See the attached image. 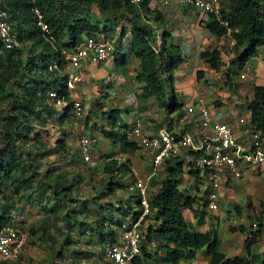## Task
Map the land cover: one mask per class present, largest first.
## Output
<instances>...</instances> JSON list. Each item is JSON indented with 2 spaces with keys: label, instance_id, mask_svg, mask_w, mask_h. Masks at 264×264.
I'll return each instance as SVG.
<instances>
[{
  "label": "trees",
  "instance_id": "16d2710c",
  "mask_svg": "<svg viewBox=\"0 0 264 264\" xmlns=\"http://www.w3.org/2000/svg\"><path fill=\"white\" fill-rule=\"evenodd\" d=\"M2 2L8 11L12 24L11 31L18 46L6 50L0 45V100L6 98L0 112V227L7 221L9 211L15 208L14 203L7 202L11 201V197L21 196L26 201L22 203L28 202L31 205L52 201L55 204L51 205L48 213L55 216L52 220L58 218L64 222L68 231L67 239L70 230H76L81 234L87 232L95 235L99 244L103 246L105 242L112 240L113 230L110 226H115L121 220L137 214L139 196L134 190V194L128 195L127 201L118 200V207L114 209L117 214L113 218L110 214L113 210L111 203L105 204L104 207L99 205V209L108 215L109 222L103 216L88 223L77 221L75 220L77 214L82 211L75 210L74 205H68L70 201L68 195L79 183L77 176L69 178L66 171L58 168H48L41 174L42 161L46 157L61 154L63 160L68 161V165L74 160L66 150V134H63V138L56 139L50 146L39 138L38 133H33L36 127L44 126L50 119L55 118L64 126L68 121H74L68 92L63 86L62 78L49 71L48 67L56 61L58 68H62L60 48H70L86 36L105 32L102 28L114 19L113 14L118 10L123 11L121 16H126L130 23L127 47L137 61L134 80L141 83L143 90L151 94L163 110L170 114L183 105L174 95L171 85L172 73L183 61L182 51L176 43L171 42L172 36L169 32L163 30L160 34L156 33L153 25H161L162 16L156 9H149L147 0H141L138 4H131L126 0H2ZM225 2V6L220 10V20L224 21L226 26L220 25L208 15L204 29L215 38L223 36L226 28L230 30L235 41L234 56L225 73V77L230 79V74L242 71L256 49L264 45V0ZM92 6L97 9L98 18L103 24L100 31L97 29V22L91 19ZM34 10L41 16L47 33L37 25L38 17ZM48 35L52 36L53 42L46 40ZM103 38L108 39L106 36ZM120 45L118 43L117 47ZM156 45L158 50L155 52L152 47ZM114 53L118 55L115 58L116 63L124 65V55L116 50ZM197 57L208 69L214 71L222 65L217 49L202 50L197 53ZM199 76L201 72L197 71L195 77ZM50 90L63 96L66 105L58 109L49 104L45 98ZM246 108L249 110L250 124L264 134V86L252 87L251 100ZM109 117L112 119L111 126L115 127V117L113 115ZM121 127L124 129L127 125L123 124ZM119 130L120 132L111 129L102 133L111 145L116 144L121 151L136 150L138 147L127 139L121 129ZM177 159L165 160L161 167L164 177L148 197L152 224L142 230L140 254L131 264H189L198 250H203V253L208 255L207 264H255L251 247L261 233H264V224L258 222L257 229L246 235L242 255L226 257L219 252L216 249V228L210 227L201 232L194 229L185 219L183 211L187 210L191 213L195 227L199 228L204 224L207 192L202 191L191 196L187 194L188 190L180 189V176L183 170L194 178L197 175L196 170L192 169L193 162ZM101 166L105 178L111 181L106 184L108 193H113L115 189L127 188L128 185H125L123 179L127 174L133 177L128 159L121 162L110 159L104 161ZM55 170L57 172L54 173ZM152 177L147 181L150 185L153 182ZM33 189L34 191H31ZM43 204L40 208L44 210ZM62 209L68 212L64 211L60 215ZM83 209L86 212L85 208ZM71 219L75 222L71 223ZM44 221L46 220H42ZM40 227L45 233L46 227ZM27 229L30 236L33 230L28 226ZM241 229L242 226L237 227V230ZM149 241H155L157 244L153 251L145 249ZM62 249L60 246L54 251L53 260L62 257ZM67 254L73 258L78 256L86 259L89 256L88 252L76 250Z\"/></svg>",
  "mask_w": 264,
  "mask_h": 264
},
{
  "label": "rangeland",
  "instance_id": "374dc122",
  "mask_svg": "<svg viewBox=\"0 0 264 264\" xmlns=\"http://www.w3.org/2000/svg\"><path fill=\"white\" fill-rule=\"evenodd\" d=\"M220 1L222 6H225V0ZM91 9L93 10L91 11L93 14L94 12H97L95 6H92ZM163 12L164 11L161 10L159 13L162 16V20L168 24V27L163 29L161 28V25H153L156 33L160 34L163 30L169 33L174 32V36L170 38L171 42L179 44V48L186 44L187 47L193 50V54H188L186 52L184 57L182 54V58L187 63V66L184 67V65H181V70H185V68L188 70L190 68H194L196 72H201V76H199V78L195 77V79H193L194 81L192 82V85L188 86L187 89H181V85L183 86L184 84H181L182 82L179 81L177 76L175 77V75H173L172 88L174 95L181 103L184 104V97L183 95L179 94L180 92H177V86L178 88L180 87V91L186 94L188 98L189 96L193 95V92L196 94L198 92V94H200L206 101L207 107L211 110L213 109L217 116L223 111L226 112V109H218L219 107L216 106L219 105L220 101L222 102L225 100L228 94H233L234 89H237L235 83L240 82V79L238 80V76L242 71L238 73L236 72L235 74H230V79H227L225 77V73L228 69H224L221 66L216 71L208 69L206 64L197 57L196 52L214 48H218L220 51L228 53L227 50H225L224 45H217L216 43L213 44V41H218V38H215L204 29V24L207 19L205 14L200 13L193 7L181 5L179 7L175 6L168 8L166 12ZM101 26H103V24H101ZM110 39L114 44L117 41L116 37ZM187 41L188 43H186ZM127 44L128 42L123 41L119 47L120 51L122 52H120V54L124 55L125 60L124 73L119 72L114 68V76L111 75L110 71L113 66V57L109 56L107 60L103 62V64L91 65L93 71H85L87 80H85L82 85L78 86L74 91H72V97H81V100L84 104L83 114L78 120L68 121L66 126H64L54 118L47 120L44 126L39 125L33 131V133H38L39 138L46 141V143L50 146L54 144L56 139L63 138V134H66V150L72 159H74L73 162L68 165V161L65 159L63 160L61 154L49 156L42 161L43 166L40 172L43 174V172L48 168H58L60 170L66 171L69 178H74L77 176V179L79 180V183L76 185L77 188L73 189L68 195L70 198L68 205H74L75 210L82 211V213H76L78 216L75 220L77 221L88 223L90 221L99 220L100 217L103 216L106 217V220L109 222L108 215L104 210V212H102V210L99 209V205L104 207L105 204L111 203L113 210L110 214L113 218V216L117 214V212L114 211V209L118 207L117 201L119 200L125 202L127 201L129 194H134L133 188L130 187L131 182L129 179H123L125 185H128L127 188L121 190L115 189L113 193H108L106 184L111 181L102 175L101 163L98 165L95 164V162L97 163L98 158H93V151L90 155V160H92L95 165H91L82 160L78 151L79 138L81 136L96 135L95 137L98 142L95 148H100L103 138L99 135V129L108 128V123L105 121L106 116H103V112H106L105 110L107 108L115 109L117 111L119 121L122 124H126L127 126L137 119L145 129H149L151 126L158 128L166 124L169 119V114L163 110L156 99H154L151 94L143 90L141 83L134 80V71L136 70L137 61L130 54ZM157 46L158 45L153 47V49L156 51L158 50ZM109 62L111 63L108 64ZM104 64L107 65L103 66ZM221 64L222 66L224 65V63ZM122 65L123 64L117 65L118 69L122 68ZM99 67L101 68L99 69ZM96 70H103L105 73H110L111 79L107 80L108 76L104 78L100 77L101 79H96V77L93 76ZM239 89H248L246 87L245 81L238 85L237 90ZM168 90L169 89L167 88L166 94L169 93ZM243 99L245 102L244 105H241V110H244L248 103L246 96H244ZM5 100L6 98L0 100V112L3 110L4 103L6 102ZM227 105H229V101L227 104L222 105V107H226ZM88 114L89 119L91 120L89 122H92V125L94 124V128L88 132H84V117ZM138 149L139 148L136 150H141ZM143 155L141 154L140 157ZM99 158L103 159L102 156H99ZM180 159L181 158L178 157L177 160ZM155 171L156 172L151 178V180H153L151 185L148 184L146 180L147 173L152 172L151 168L146 169V175L144 179L138 178V180L146 183L148 195L154 192L156 187L159 186L161 179L164 177V172L162 171L161 167H158ZM55 172L57 171L55 170L54 173ZM237 182L238 184H236L234 187H231V191L234 192V195L236 196L235 200L232 201L233 206H231L229 209L223 205L219 206L218 203V209L215 212L218 211V214L220 215V226L225 224V219H227L228 211L230 210L235 213L234 224H243L248 231L249 228L251 230L252 223L255 225H257V223L260 221H263L264 223V171L259 175H255L252 172L247 173ZM194 183L191 177L189 178L187 174H184L179 187L181 190H188L189 193L187 194L192 196L193 193L198 192H193ZM258 185H260L259 188L257 187ZM31 191H34V189ZM245 194L249 195L244 197ZM10 200L11 201L7 202L14 203V207L23 214L26 225L28 228H32L31 230H33V232H30L31 234L22 250L19 260L8 264H49V262L53 261L55 264H104L103 256L101 254L102 245L99 244L95 235L85 234L84 232L81 234L76 230H70L69 239H67L68 231L64 226V222H61L58 218L52 220V218L55 216H53L51 213H48V209L51 208V205L55 203L52 201H46L44 204L41 202L37 205H31L30 203L28 204V202L22 203L26 201L21 196H19V198L17 196L11 197ZM42 204L44 210L40 208ZM83 208H85L86 212H84ZM65 210L66 209H62V211L59 212L60 215H62ZM183 214L185 219H187L190 217L191 213L186 210L183 211ZM42 220L46 221L42 222ZM232 221L228 220V225H230ZM70 222L73 223L75 221L71 219ZM145 224L141 230L145 228ZM40 226L46 227L45 233L40 229ZM237 227L238 226L232 228L234 230ZM232 228L230 229V226H227L226 229L225 226L222 229V232L226 238H232L231 235H233V232L230 231ZM233 238L236 239L234 235ZM60 246L63 248V255L62 257L60 256V259L53 260V253L54 251H57ZM72 250H76L78 252H88L89 256L86 259L82 257L79 258L78 256H76L77 258H73L71 255L67 254V252Z\"/></svg>",
  "mask_w": 264,
  "mask_h": 264
},
{
  "label": "built area",
  "instance_id": "2783aa9c",
  "mask_svg": "<svg viewBox=\"0 0 264 264\" xmlns=\"http://www.w3.org/2000/svg\"><path fill=\"white\" fill-rule=\"evenodd\" d=\"M131 4H138L141 0H126ZM165 4H183L192 6L202 13L218 19L220 5L218 0H165ZM38 17L37 25L47 33L46 25L41 22V16L34 10ZM224 24V23H222ZM11 22L7 9L0 0V45L10 50L18 46L16 37L11 31ZM225 25V24H224ZM224 47L228 56H234V40L227 30L222 36ZM48 42H53L52 36L46 37ZM153 48V47H152ZM115 46L108 39L85 38L83 42L70 48H60L59 53L63 59V67L58 68L56 61L52 62L48 69L62 78L63 86L70 98L71 113L74 120L82 113V103L79 98H73L71 92L81 83V69L86 64H98L107 60ZM154 51H156L154 49ZM227 56V57H228ZM229 58V57H228ZM230 61V60H229ZM248 72L244 69L239 78L243 79ZM45 100L55 108L66 105L63 96L56 91L46 93ZM199 114V128L194 133L187 131L172 132L162 127L155 133L144 131L139 120H134L129 126L122 129L127 139L138 148L145 150L149 156L152 172L146 179L154 174L155 170L165 161L175 157L193 156V170H199L207 180V194L205 197V210L215 212L218 209V194L229 179L240 178L242 170L247 167L264 168V134L254 128L244 140H237L226 123L215 122L210 114L205 100L199 97L196 102ZM193 105L183 104L180 108V120H188L192 114ZM96 140L81 136L78 140V150L84 162L92 164L89 153ZM187 156H186V155ZM135 174V173H133ZM133 187L139 195V210L135 216L121 220L117 225L110 226L113 230L111 241L103 244L104 264H131L134 258L140 254L143 239L141 228L152 224L148 206L146 184L141 180L134 181ZM252 230L257 226L252 223ZM86 234H88L86 232ZM29 239V233L23 214L11 209L7 221L0 227V264L16 261ZM156 242L149 241L145 245L146 250L156 249Z\"/></svg>",
  "mask_w": 264,
  "mask_h": 264
},
{
  "label": "crops",
  "instance_id": "0c3cea01",
  "mask_svg": "<svg viewBox=\"0 0 264 264\" xmlns=\"http://www.w3.org/2000/svg\"><path fill=\"white\" fill-rule=\"evenodd\" d=\"M147 2H148L149 9H156L158 12H160L161 10L166 12V10L168 8H172L175 6L179 7L180 5L181 6H189V5H183V4H165V2H166L165 0H147ZM91 11H93V10L91 9ZM123 13L124 12L120 11V10L116 11L115 14H113L114 19L111 20V22H109L108 24H106L105 25L106 27L102 28L100 18H98L99 17L98 12H94V14L91 12V19L93 22L94 21L97 22V29L100 31L102 28V30L103 31L105 30V32H103V33L102 32H99V33L96 32L95 35H89V36H86L85 38H103V36H106L109 38L108 40H110V41H111L110 38L116 37V39H117L116 42H118L120 44L123 41L128 42L130 39V30H129L130 29V23H128L126 16L125 17L121 16ZM167 27H168V24H166V22L163 20V22L161 24V28L166 29ZM170 34H171V36H174L173 35L174 32H170ZM83 40H81L79 43L83 42ZM111 42L113 44V41H111ZM186 43H188V41ZM214 43H216L217 45L219 44V45L223 46L224 41L220 37V38H218V41L214 40L213 44ZM177 45L179 46V44H177ZM214 49H217L220 52L221 63H224V65L223 66L221 65V67L224 69H227L229 67L228 62L230 63L229 60L231 59L230 56H228V54H226L225 52L220 51L218 48H214ZM180 50L182 51L183 57H184V54L186 52L188 54H193V50L190 49L189 47H187L186 44L183 45L182 47H180ZM210 50H212V49H210ZM116 52L120 53L121 51L119 49ZM197 53L198 52H196V54ZM116 55H117V53H114V52L110 53V56L113 57L112 58L113 66H112V69L110 71L111 75H113V76H114V70L115 69H117L119 72L124 73V65H122V68H119V69L117 67V65H119V64H117L115 61V58L118 57ZM110 63L111 62H109L108 64H110ZM114 63H115V65H114ZM98 64H103V62L98 63ZM91 65H95V64H86L80 70L82 73V81L78 86L82 85V83L85 80H87L85 71H89V72L93 71ZM105 65H107V64H104L103 66H105ZM181 65H184V67L187 66V63L185 62V60H183L182 64H180L177 67V69L172 73V80H173V75H175V77L177 76L179 81L182 82L181 84H184L183 86L181 85V89H187L188 86L192 85V82L194 81L193 79H195L196 70H194V68H190L189 70L185 68V70H181ZM100 68L101 67H99V69ZM244 68L248 69V73L246 74V77H244L243 79H240L238 77V80L240 79L239 80L240 82H236L235 86L238 89V85L241 82L245 81L246 87L248 89H243V90H240V89L235 90L234 89L233 94H228L226 96L225 100H223L222 102L220 101L219 105L216 107H219L218 109L221 108L222 110L226 109V112L223 111L220 114H218V116L213 111V109L211 110L208 108L210 111V114L213 116L214 121L219 122V123L228 124L232 130L234 137L237 140H244L248 136V133L253 128V125L250 124V122H249V110L247 108H245L244 110H241V108H242L241 105H244V102H245V100L243 99L244 96H246V99H248V102L251 100L252 87L253 86H264V45L260 46L256 49L255 54L246 62ZM97 70L93 74V76H95L96 79L97 78L101 79V78H104L106 76H108L107 80L111 79L110 73H105L103 70H99V71H97ZM191 74H192V76H191ZM175 87H176V85H175ZM176 89H177L178 93L180 92L179 94L183 95L184 103H187L190 105H194L196 103V100L199 97H202L200 94H198V92H197V94L195 92H193V95L189 96V98H188V96H186V94H184L182 91H180V87L178 88V86H177ZM81 99L82 98L80 97V100ZM228 101H229V105H227L226 107L225 106L222 107V105L227 104ZM81 103H82V108H83L84 104H83L82 100H81ZM205 104H206V101H205ZM206 106H207V104H206ZM192 108H193L192 114L188 120H185L183 122L180 120V116H181L180 111L181 110L179 109V110L174 111V112L169 114V119L166 122V124H164L163 126L158 127V128L151 126L149 129H145L143 127V129H144V131H146L147 133H150V134L155 133L159 128H162V127L166 128L167 130L172 131V132L187 131L189 133H194L199 128L200 117H199V114L197 113V105L195 104L194 106H192ZM83 110H84V108H83ZM105 111L106 112H103V116L104 115L106 116V119H105V117H104V119H105L106 123H108V128H100L99 129V135L103 138L102 139L103 142H101V146L99 149H96L95 147H93V150L90 151L89 155H91V153L93 151V158H98L97 163L95 162L96 165H98L99 163L102 164L104 162L105 158H107L108 156H110L111 158H114L115 160H117V162H121L125 159H128L130 162L129 167H130V170H131L133 177H131V176H129V174H127V176L124 179H129L131 183L135 179L138 180V178L144 179L145 175H146L145 174L146 169L151 168V163H149L150 159H149L148 154L146 153L145 150L121 151L116 144L111 145L110 142L108 141V139H106L103 136L102 131H109L111 129H115V130H118V132H120L119 129L122 130L123 127H121V126L123 124L119 121L118 114H117V111L115 109L107 108ZM82 114H83V112H82ZM109 115H113L115 117V119H114L115 127L111 126V122H112L111 120L112 119L109 117ZM78 119H76V120H78ZM84 121H85V124L83 126L84 132H88L92 128H94V126H93L94 124L92 125L91 124L92 122H89V121H91L89 119V114L84 117ZM170 125H171V127H170ZM95 136L96 135H87L84 137H90V138H94L95 140H97ZM97 142H98V140H97ZM143 152H144V155H143ZM141 154L143 155L142 157H140ZM99 156H102L103 159H100ZM180 158L182 160H185L183 156H181ZM187 161L192 162L193 156H188ZM263 171H264V168L262 166L255 167V168L254 167H247V168H244L242 170V175L240 176V178L235 179V180L229 179L225 185L223 184L222 189L219 191V194H218L219 206L223 205V206H226L230 209V207L233 206L232 201L235 200V198H236V196L234 195V192L231 191V187H234L236 184H238L237 181H239L241 178H243L247 173L252 172L255 175H259ZM133 173H135V174H133ZM149 173L150 172H148L147 174H149ZM186 173L187 172L183 170L180 178L182 179V177ZM102 175L105 176L103 172H102ZM196 175H197L196 178L188 175L189 178L191 177L193 179V183L195 182L193 184L194 185L193 192L198 191L197 193H193V195L199 194L202 191L207 192L208 187H207V180H206L205 175L204 174L200 175L199 171L196 172ZM196 183H198V184H196ZM180 185H181V182H180ZM257 187L259 188L260 185H258ZM129 189H130V187H129ZM248 195L249 194H245L244 197L248 196ZM244 200H245V198H244ZM234 215H235V213L229 210L228 215H227V219H225V224L223 226H220V215L218 214V211L213 212V213L206 211V213L204 215V224L199 228L194 226V220H193L191 215L189 218L186 219V221L191 226H193L194 229L200 230L201 232L208 230L210 227L216 228L218 231L217 232L218 233L217 234V245H218L217 250L219 252H221L222 254H224L226 257L240 256L243 254V244H244L245 237L251 230L249 228V230L247 231V228L243 224L235 225L234 224V220H235ZM263 217H264V214H263ZM228 220H230V221L233 220L230 225H228L229 224ZM225 226H226V229H227V226H230V229L232 227L242 226L241 230H237V228L234 230L232 228V230H230L233 232V235L236 237L237 240L233 238V235H231L232 238L231 237L226 238V236L222 232V229ZM228 229H229V227H228ZM251 253L255 257V260H256L255 264H264V233H261L257 242L251 247ZM208 260H209L208 255L204 254L203 250H198L195 254L194 259L192 261H190L189 264H207Z\"/></svg>",
  "mask_w": 264,
  "mask_h": 264
},
{
  "label": "clouds",
  "instance_id": "9594fccd",
  "mask_svg": "<svg viewBox=\"0 0 264 264\" xmlns=\"http://www.w3.org/2000/svg\"><path fill=\"white\" fill-rule=\"evenodd\" d=\"M218 2H219V5H220V10H221V8H222V3H221L220 0H218ZM191 7H192V6H191ZM193 8H194V7H193ZM195 9H196V8H195ZM196 10H198V9H196ZM198 11H199L200 13H202L200 10H198ZM202 14H205L206 16H208V14H206V13H202ZM220 15H221V14H220ZM209 16H211V15H209ZM211 17H212L214 20L218 21L220 25H222V26H226V23H225L224 21H221V20H220V16H219L218 19H215L213 16H211ZM222 23H224L225 25L222 24ZM227 30H229V29L226 28V31H227ZM229 31H230V30H229ZM230 35H231V33H230ZM221 38H222V36H221ZM103 39H106V38H103ZM232 39H233V38H232ZM233 40H234V39H233ZM223 41H224V40H223ZM234 42H235V41H234ZM117 44H118L117 42H116L115 44L113 43V45L115 46V50H116V51L119 49V48L117 47ZM120 46H121V45H120ZM115 50H114V52H115ZM153 50H154V49H153ZM155 52H156V51H155ZM230 60H231V59H230ZM228 65H229V62H228ZM244 69H246V68H244ZM244 69H243V70H244ZM243 70H242V71H243ZM247 73H248V72H247ZM238 77H239V76H238ZM245 77H246V76H245ZM171 85H172V83H171ZM74 90H75V89H74ZM71 95H72V92H71ZM68 98H69V97H68ZM77 98L80 99V97H77ZM69 100H70V98H69ZM196 102H197V100H196ZM184 104H185V103H184ZM195 104H196V103H195ZM195 104H194V105H195ZM194 105H193V106H194ZM58 109H59V108H58ZM82 112H83V108H82ZM81 114H82V113H81ZM74 121H75V120H74ZM128 126H129V125H128ZM96 144H97V140H96L95 144L93 145V147H95ZM139 149H140V148H139ZM92 150H93V148H92ZM141 150H142V149H141ZM78 151H79V150H78ZM89 157H90V155H89ZM81 158H82V157H81ZM175 158H178V157H175ZM184 158H185V157H184ZM110 159H114V158H111V157H109V158H105L104 161H109ZM171 159H174V158H171ZM90 161L92 162L91 165H93L94 162H93L92 160H90ZM185 161H186V160H185ZM150 163H151V162H150ZM163 163H164V162H163ZM163 163H162L159 167H162ZM89 164H90V163H89ZM151 170H152V167H151ZM198 171H199V170H198ZM155 172H156V171H155ZM155 172H154V173H155ZM196 172H197V170H196ZM147 175H148V174H147ZM147 175H146V176H147ZM151 176H153V175H151ZM151 176H150V177H151ZM148 179H149V178H148ZM148 179H146V180L148 181ZM134 181H135V180H134ZM134 181L131 183V186H130V187H132L133 190L136 191V189L133 187ZM145 184H146V183H145ZM136 193H137V191H136ZM146 193H147V196L149 197L148 192H147V185H146ZM137 194H138V193H137ZM138 196H139V195H138ZM12 209H16V208H12ZM16 210H17V209H16ZM18 211H19V210H18ZM262 223H263V222H262ZM256 226H257V225H256ZM256 229H257V228H256ZM256 229H255V230H256ZM251 231H253V230H252V227H251ZM27 241H28V240H27ZM20 256H21V255H20ZM20 256H19V257H20ZM13 262H14V261H13ZM9 263H11V262H9Z\"/></svg>",
  "mask_w": 264,
  "mask_h": 264
}]
</instances>
